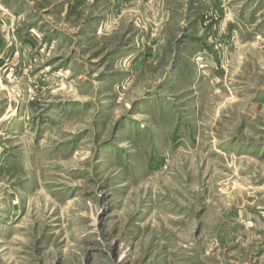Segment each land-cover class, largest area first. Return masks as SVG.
Listing matches in <instances>:
<instances>
[{
  "label": "rangeland",
  "instance_id": "rangeland-1",
  "mask_svg": "<svg viewBox=\"0 0 264 264\" xmlns=\"http://www.w3.org/2000/svg\"><path fill=\"white\" fill-rule=\"evenodd\" d=\"M0 264H264V0H0Z\"/></svg>",
  "mask_w": 264,
  "mask_h": 264
}]
</instances>
